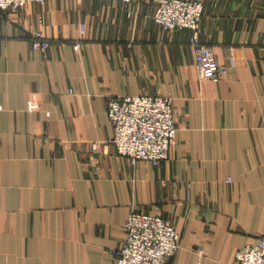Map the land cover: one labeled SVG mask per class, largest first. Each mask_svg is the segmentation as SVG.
Returning <instances> with one entry per match:
<instances>
[{
    "label": "crops",
    "instance_id": "1",
    "mask_svg": "<svg viewBox=\"0 0 264 264\" xmlns=\"http://www.w3.org/2000/svg\"><path fill=\"white\" fill-rule=\"evenodd\" d=\"M201 1V40L228 67L217 82L201 79L191 30L155 22L154 0L0 12V264H116L133 211L174 225L169 264H233L258 242L264 0ZM143 95L172 96L178 131L167 160L132 167L111 144L108 100Z\"/></svg>",
    "mask_w": 264,
    "mask_h": 264
},
{
    "label": "built area",
    "instance_id": "2",
    "mask_svg": "<svg viewBox=\"0 0 264 264\" xmlns=\"http://www.w3.org/2000/svg\"><path fill=\"white\" fill-rule=\"evenodd\" d=\"M129 2L130 0H125ZM156 23L165 30H191L189 46L193 51L201 79L219 81L228 67L218 62L213 48L200 36L204 5L201 0H154ZM46 0H0V12H18L29 3ZM82 33L84 26L82 25ZM49 43L38 33L34 50L46 53ZM79 49V44L75 45ZM30 109L37 108L31 103ZM108 117L114 127L111 144L118 155L135 167L140 161L158 166L169 158L176 143L177 123L172 96L143 95L110 97ZM93 144V149H98ZM126 239L112 250L116 264H169L180 249V235L174 225L161 216L133 211L125 224ZM233 264H264V231L258 242L240 249Z\"/></svg>",
    "mask_w": 264,
    "mask_h": 264
}]
</instances>
